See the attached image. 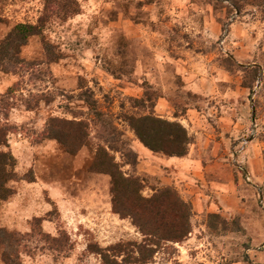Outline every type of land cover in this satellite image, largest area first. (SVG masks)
I'll return each instance as SVG.
<instances>
[{"label":"rangeland","instance_id":"obj_1","mask_svg":"<svg viewBox=\"0 0 264 264\" xmlns=\"http://www.w3.org/2000/svg\"><path fill=\"white\" fill-rule=\"evenodd\" d=\"M76 1L80 13L55 15L0 70V125L17 160L16 194L0 204L16 238L0 264H104L90 242L143 241L114 212L110 176L92 168L101 145L145 196L169 186L191 206L189 236L155 246L147 264H264V0ZM45 2L0 0V40L37 23ZM129 114L181 122L188 154L150 150ZM51 117L87 120L88 142L67 151L45 135ZM45 234L69 242L59 249Z\"/></svg>","mask_w":264,"mask_h":264},{"label":"trees","instance_id":"obj_2","mask_svg":"<svg viewBox=\"0 0 264 264\" xmlns=\"http://www.w3.org/2000/svg\"><path fill=\"white\" fill-rule=\"evenodd\" d=\"M45 3V11L37 23L20 22L0 40V70L5 68L7 61L17 58L19 49L26 45L32 36L42 35L55 15L65 20L81 11L76 0H46ZM235 4L239 6V2L236 1ZM138 102L144 103L139 99ZM126 119L141 142L150 150L169 156L188 154L192 137L181 122L171 121L154 114L139 116L129 114ZM115 133L118 132L115 130ZM45 135L57 140L67 151L75 154L88 142L90 124L83 118L70 120L51 117L48 120ZM116 141H122L117 134ZM123 144H126L124 140ZM8 147L7 131L0 125V204L9 201L16 194V189L11 182L17 178V160L12 151L7 149ZM116 148L118 149L119 146ZM126 156L129 158L128 163H136V153L132 149H129ZM92 168L98 173L110 176L114 212L122 218H130L144 236L142 242L121 241L107 247H102L97 242H90L88 250L100 255L104 264H147L152 261L156 248L162 243L180 242L189 236L192 231L191 206L176 189L168 186L157 190L151 196H145L143 179L126 173L115 155L105 145L97 148ZM215 216L220 218L219 215ZM44 219L54 220L53 210L48 211L43 217L33 218L34 234L39 233L44 236V233L40 232ZM0 229H4L7 235L0 236V246L4 245L7 239L10 238L12 241L16 238L15 234L2 228L1 225ZM45 238L52 241V245L59 249L69 242L66 234L58 237L45 234ZM2 258L6 263L13 260L12 255L7 251L2 253Z\"/></svg>","mask_w":264,"mask_h":264},{"label":"water","instance_id":"obj_3","mask_svg":"<svg viewBox=\"0 0 264 264\" xmlns=\"http://www.w3.org/2000/svg\"><path fill=\"white\" fill-rule=\"evenodd\" d=\"M255 121H256V118H255V115L253 116V123L255 125Z\"/></svg>","mask_w":264,"mask_h":264}]
</instances>
